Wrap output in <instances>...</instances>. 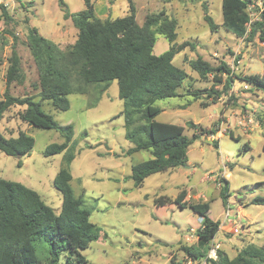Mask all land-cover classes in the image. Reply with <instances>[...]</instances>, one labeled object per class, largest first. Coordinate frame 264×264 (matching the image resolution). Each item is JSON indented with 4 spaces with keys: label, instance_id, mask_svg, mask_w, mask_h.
Wrapping results in <instances>:
<instances>
[{
    "label": "rangeland",
    "instance_id": "rangeland-1",
    "mask_svg": "<svg viewBox=\"0 0 264 264\" xmlns=\"http://www.w3.org/2000/svg\"><path fill=\"white\" fill-rule=\"evenodd\" d=\"M64 1L70 13L85 8L83 0ZM91 1L99 18L116 19L127 13V0ZM131 3L139 26L144 25L147 16L163 12L162 18L176 21L174 43L190 44L173 59V64L187 75L177 90L178 96L154 103L161 110L156 121L183 126L184 135L190 139L196 135L187 150V163L152 174L141 188L134 187L129 178L131 167L151 159V155L145 150L126 154L132 143L124 137V120L118 116L123 102L118 98L116 82H112L102 95L93 85L86 88L87 95H68L69 108L63 112L43 103L42 111L60 126L73 127L71 143L57 155H44L48 145L62 142L57 131L23 123L18 114L24 106L6 111L0 120V134L16 138L18 132H23L34 139V146L21 159L0 152V179L34 190L59 214L61 196L53 187V179L65 168L71 175L74 195L82 197V209L89 212V221L99 228V238L80 251L87 264H207L204 260L190 261L180 250L182 246L195 245L198 215L175 204L156 207L153 203L161 196L174 200L181 191L186 203L209 204V218L219 223L211 242L219 245L218 250L233 258L248 245L264 247V205L254 202L264 199V90L237 79L262 75L264 36L257 31L252 38L247 34L241 39L222 28L221 0ZM2 7L12 19L7 26L1 16ZM205 15L217 25L214 31L204 21ZM30 27L61 51L74 44L77 31L70 20L63 19L57 0H0V32L7 30L16 36L15 50L24 73V82L12 83L9 94L29 95L37 101L38 71L26 45ZM5 38V45H0V99L12 45V38ZM168 47L162 35H155L154 55H161ZM197 58L214 70L225 64L231 74L216 72L213 77L211 73L202 80L189 66ZM216 78L222 83L218 84ZM211 89L218 94L210 95ZM187 122L199 128L192 129ZM69 154L73 160L66 164ZM47 249V243L36 241L41 264H46ZM67 255L62 253L58 264H66Z\"/></svg>",
    "mask_w": 264,
    "mask_h": 264
},
{
    "label": "trees",
    "instance_id": "trees-1",
    "mask_svg": "<svg viewBox=\"0 0 264 264\" xmlns=\"http://www.w3.org/2000/svg\"><path fill=\"white\" fill-rule=\"evenodd\" d=\"M127 13L120 18H99L91 0H83L84 10L70 13L64 0H57L64 20H70L77 31L73 45L61 51L52 41L43 38L35 28L28 29L26 45L38 71L37 94L21 97L9 94L12 83L22 84L24 73L21 58L15 50L16 36L5 30L0 32V45H5V35L12 38L11 53L6 60L5 90L0 99V120L10 108L25 107L19 119L38 129L49 128L59 133L62 142L50 144L44 150L45 156L57 155L65 151L73 137L71 125L60 126L41 109L49 103L54 111L68 110L67 96L87 95L86 88L97 86L99 95L104 94L112 82H116L118 98L123 109L118 114L124 120L125 139L132 143L126 152L149 151L151 159L131 167L129 178L135 188H141L144 180L156 173L182 167L187 163V150L196 139L184 135V127L156 121L161 110L154 106L156 101L178 96L186 73L173 64L174 57L190 44L176 45V21L157 16H147L143 26L136 23L135 9L127 0ZM244 0H221V27L238 38L247 34L248 22ZM2 18L7 26L11 21L4 7ZM204 21L210 31L217 27L210 16ZM264 19L253 24L252 38L257 31L264 36ZM162 35L168 42V50L161 55L152 53L155 35ZM190 68L204 80L216 72L231 74L225 64L213 69L201 58L189 62ZM252 88L264 90V70L262 75H249L237 78ZM218 84L222 83L216 78ZM231 79L226 81L229 89ZM218 94L214 89L210 95ZM137 119V120H136ZM142 121V124L137 122ZM192 129L199 128L187 122ZM229 136L232 137L231 134ZM34 146V139L23 132L16 138H5L0 134V152L20 159L28 156ZM247 149V146L245 147ZM73 160L71 154L65 158L66 164ZM22 165L21 160L17 166ZM71 175L61 168L53 179V187L61 196L59 214L47 206L39 194L18 182L0 179V264H41L36 253V241L48 245L46 264H58L62 253H68L66 264H87L80 251L86 250L99 238V228L89 221V212L82 209L83 199L75 196L70 186ZM228 184L225 181V192ZM184 191L174 199L158 197L153 200L156 207L175 204L180 209L189 208L200 217L201 223L196 231V243L182 246L180 250L193 261L204 260L207 264H264V247L248 245L230 258L222 250L217 251V259H207L210 243L219 230V223L209 216V204H190L184 202ZM264 205V199H256ZM172 260H170L171 262Z\"/></svg>",
    "mask_w": 264,
    "mask_h": 264
},
{
    "label": "built area",
    "instance_id": "built-area-1",
    "mask_svg": "<svg viewBox=\"0 0 264 264\" xmlns=\"http://www.w3.org/2000/svg\"><path fill=\"white\" fill-rule=\"evenodd\" d=\"M244 2L246 5L245 8L248 15V22L245 24L246 32L248 34L251 31L253 24L262 21V19H264V0H244ZM201 220L202 219L199 217V223H201ZM226 220L228 219L226 218ZM218 249H219L218 244L210 243V247L207 253V259L216 260Z\"/></svg>",
    "mask_w": 264,
    "mask_h": 264
},
{
    "label": "water",
    "instance_id": "water-1",
    "mask_svg": "<svg viewBox=\"0 0 264 264\" xmlns=\"http://www.w3.org/2000/svg\"><path fill=\"white\" fill-rule=\"evenodd\" d=\"M19 158V157H18Z\"/></svg>",
    "mask_w": 264,
    "mask_h": 264
}]
</instances>
